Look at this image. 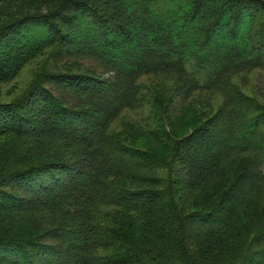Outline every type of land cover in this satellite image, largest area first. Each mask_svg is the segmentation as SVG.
Segmentation results:
<instances>
[{
    "label": "trees",
    "instance_id": "obj_1",
    "mask_svg": "<svg viewBox=\"0 0 264 264\" xmlns=\"http://www.w3.org/2000/svg\"><path fill=\"white\" fill-rule=\"evenodd\" d=\"M49 46L108 74L45 71L0 101V138L49 147L2 171L0 264H264V107L226 79L264 67V0H0V85ZM173 71L185 97L229 90L223 105L197 121L172 114L165 82L141 92L140 75ZM136 105L155 109L121 117ZM25 214L50 227L9 221Z\"/></svg>",
    "mask_w": 264,
    "mask_h": 264
},
{
    "label": "rangeland",
    "instance_id": "obj_2",
    "mask_svg": "<svg viewBox=\"0 0 264 264\" xmlns=\"http://www.w3.org/2000/svg\"><path fill=\"white\" fill-rule=\"evenodd\" d=\"M56 47H47L38 53L33 59H31L16 77L0 85V101L9 102L20 97L22 93L30 88L32 83L35 81L38 75L42 72L48 71L50 73H61V72H75V73H87L95 76H104L108 72L102 73L97 64L86 58L79 57H68V56H57L54 55ZM189 67V66H188ZM160 74V73H159ZM158 73H145L138 77L137 82L140 83L141 92L143 94H148L146 89L147 85H151L155 91L160 89L156 84L159 82H165L167 85L162 93V97L166 98V104L171 109L172 114L180 112V115L186 117V113H195L196 120L198 118L202 120L205 117L212 115L216 108H220L223 102L226 100L225 92L229 90L212 89L210 91L194 92L191 96L185 97L179 93V90L175 88L177 80L180 78L178 73L173 71L168 79V75H159ZM227 84L235 87L234 90L230 91L229 96L233 97L236 90V94L239 92L241 96L251 99L252 101L258 103L264 107V67L253 68L249 70H243L240 72H232L226 77ZM53 91L58 94V96H63V101L70 106H80L83 107L86 104H82V98L77 97L72 92L60 88L55 85H49ZM150 91V90H149ZM151 92V91H150ZM160 94V91H156ZM130 94V93H129ZM235 94V95H236ZM131 95V94H130ZM148 98V96H146ZM235 97V96H234ZM206 101V102H205ZM155 108L153 105L140 106L136 105L131 108H125L121 112V117L131 114L132 116L138 117L141 114L146 115L148 111H153ZM181 109L183 112H181ZM180 116V117H182ZM110 131L118 133L122 136V141L125 143H131L132 145H137L139 147H145L147 145H152V139L148 138L146 141L141 138L138 133L134 130L123 129L120 123L115 122L110 126ZM141 132V131H140ZM134 137L136 142H144L145 145L136 144L135 142H130L128 138L130 135ZM41 138H33L25 140L24 138H18L13 133L6 134L0 138V177L3 173L2 171L11 168L10 165H29V164H40L43 162V156H46L49 152V147L47 144L41 143ZM35 163H29L30 161H35ZM9 166V167H8ZM8 167V168H7ZM18 167V168H20ZM17 168V167H16ZM261 171L264 173V162L261 166ZM9 191L23 193L17 188H9ZM95 208V212L98 217L100 213H104V210H108L111 214H114V209H110L109 205L97 206L92 204ZM109 208V209H108ZM9 221L17 222L19 225H25L29 228L36 229L35 235L42 234V231L46 230L48 226L49 219L43 217H34L29 214L20 216L19 218L9 216Z\"/></svg>",
    "mask_w": 264,
    "mask_h": 264
},
{
    "label": "bare ground",
    "instance_id": "obj_3",
    "mask_svg": "<svg viewBox=\"0 0 264 264\" xmlns=\"http://www.w3.org/2000/svg\"><path fill=\"white\" fill-rule=\"evenodd\" d=\"M166 210V209H165ZM185 263V262H184Z\"/></svg>",
    "mask_w": 264,
    "mask_h": 264
}]
</instances>
